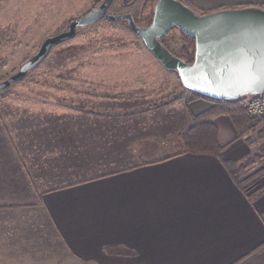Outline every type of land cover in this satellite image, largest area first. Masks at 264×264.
Wrapping results in <instances>:
<instances>
[{"label": "crops", "instance_id": "obj_1", "mask_svg": "<svg viewBox=\"0 0 264 264\" xmlns=\"http://www.w3.org/2000/svg\"><path fill=\"white\" fill-rule=\"evenodd\" d=\"M179 1L203 15L264 9V0ZM55 103L19 147L0 134V264H264V175L243 190L226 165L264 150L263 119L220 157L180 145L164 153V128L178 138L211 112L222 141L234 125L202 99L183 101L174 130L144 110Z\"/></svg>", "mask_w": 264, "mask_h": 264}, {"label": "rangeland", "instance_id": "obj_2", "mask_svg": "<svg viewBox=\"0 0 264 264\" xmlns=\"http://www.w3.org/2000/svg\"><path fill=\"white\" fill-rule=\"evenodd\" d=\"M103 1L0 0V83L9 80L33 58L46 39L67 31L73 20ZM123 1L116 0L109 14H130L141 26L152 24L159 0H131L128 4ZM194 12L203 15L198 10ZM163 44L176 56L181 55L186 45L178 30H173ZM190 97L177 75L164 69L126 24L103 20L79 29L74 39L54 47L47 59L25 79L0 92V134L7 128L15 147H19L21 131L40 127L38 117L44 110L54 108L55 102L81 109L102 106L104 109L128 108L134 113L144 110L154 113V121L170 118L169 127L174 130V127L179 129L180 122V114L174 113ZM166 100L170 104L162 105ZM158 109L159 112H153ZM218 111L217 114L234 125L235 131L232 133L224 127L229 139L220 140L222 145L245 136L252 129L238 128L226 107L221 106ZM150 114L146 115L152 119ZM163 130L167 133L162 137L167 139L164 153L178 151L177 131L170 136L166 128ZM230 168L236 171V165L230 164ZM24 218L27 227L33 225V218Z\"/></svg>", "mask_w": 264, "mask_h": 264}, {"label": "water", "instance_id": "obj_3", "mask_svg": "<svg viewBox=\"0 0 264 264\" xmlns=\"http://www.w3.org/2000/svg\"><path fill=\"white\" fill-rule=\"evenodd\" d=\"M115 1L104 0L83 17L73 20L67 31L46 39L33 58L9 80L0 83V92L25 79L47 59L54 47L74 39L79 29L106 20L126 24L164 69L176 74L183 88L194 94L221 102L264 95V86L253 85L252 74L247 70L251 64L253 73L258 74L264 60L263 8L198 15L179 0H159L152 24L144 27L130 14H109ZM130 1L125 0L124 4ZM173 30L195 41L194 63L177 57L162 43Z\"/></svg>", "mask_w": 264, "mask_h": 264}, {"label": "trees", "instance_id": "obj_4", "mask_svg": "<svg viewBox=\"0 0 264 264\" xmlns=\"http://www.w3.org/2000/svg\"><path fill=\"white\" fill-rule=\"evenodd\" d=\"M187 5V4H186ZM189 6V5H188ZM152 20V18H151ZM185 41L186 45L181 52V55L177 57L183 59L189 64L194 63L195 59V41L184 36L179 32ZM164 39L162 42L164 43ZM192 49V50H191ZM182 86V84H181ZM183 88V86H182ZM186 90L185 88H183ZM191 97L187 102H193L195 100H206L217 106H223L227 108V114L231 116L235 125L240 129L253 128L256 124L254 118L250 117L247 112L242 109L241 101L236 102H221L214 101L197 94H194L186 90ZM176 101V100H175ZM170 101H163L162 105H169ZM180 146L183 148L184 154H194V155H215L220 157L221 152L229 147L230 144L222 145L219 138L218 126L211 120V112L202 114L197 117L194 124L185 132H183L179 137ZM253 143V142H252ZM260 160V163H264V150L256 153L255 156L250 157V159L243 162H228L226 165L228 169L231 170L230 164L236 165V171H232L234 179L238 186L243 190H246L255 184L264 175V166L258 167L256 171L252 168ZM251 169L249 173H242V171ZM253 169V170H252ZM241 174L243 177H239Z\"/></svg>", "mask_w": 264, "mask_h": 264}, {"label": "built area", "instance_id": "obj_5", "mask_svg": "<svg viewBox=\"0 0 264 264\" xmlns=\"http://www.w3.org/2000/svg\"><path fill=\"white\" fill-rule=\"evenodd\" d=\"M241 107L250 117L264 120V95L243 99Z\"/></svg>", "mask_w": 264, "mask_h": 264}, {"label": "snow or ice", "instance_id": "obj_6", "mask_svg": "<svg viewBox=\"0 0 264 264\" xmlns=\"http://www.w3.org/2000/svg\"><path fill=\"white\" fill-rule=\"evenodd\" d=\"M247 70L250 74H252L251 83L253 85L264 86V60H262L260 63V69L258 74L253 73V67L251 64L247 65Z\"/></svg>", "mask_w": 264, "mask_h": 264}, {"label": "flooded vegetation", "instance_id": "obj_7", "mask_svg": "<svg viewBox=\"0 0 264 264\" xmlns=\"http://www.w3.org/2000/svg\"><path fill=\"white\" fill-rule=\"evenodd\" d=\"M123 2L125 3V0Z\"/></svg>", "mask_w": 264, "mask_h": 264}]
</instances>
